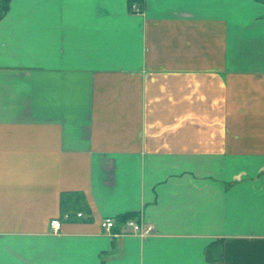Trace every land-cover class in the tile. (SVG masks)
I'll return each mask as SVG.
<instances>
[{"label": "crops", "instance_id": "1", "mask_svg": "<svg viewBox=\"0 0 264 264\" xmlns=\"http://www.w3.org/2000/svg\"><path fill=\"white\" fill-rule=\"evenodd\" d=\"M0 264H264V1L10 0Z\"/></svg>", "mask_w": 264, "mask_h": 264}, {"label": "built area", "instance_id": "2", "mask_svg": "<svg viewBox=\"0 0 264 264\" xmlns=\"http://www.w3.org/2000/svg\"><path fill=\"white\" fill-rule=\"evenodd\" d=\"M131 8L133 10H140L137 3H132ZM82 212L78 213V216H81ZM116 220L112 217H106L101 221V225L105 231L111 232L112 228L115 226ZM123 224L125 226H129L132 228L133 232L141 234V235H148L154 232V227L150 222L141 221L135 217H129L123 220ZM51 229L53 231H59L61 227V221L58 218L52 219L50 222Z\"/></svg>", "mask_w": 264, "mask_h": 264}, {"label": "trees", "instance_id": "3", "mask_svg": "<svg viewBox=\"0 0 264 264\" xmlns=\"http://www.w3.org/2000/svg\"><path fill=\"white\" fill-rule=\"evenodd\" d=\"M264 1V0H262ZM10 0H0V18L7 12L9 8ZM137 218V214L134 212L125 213L121 216L122 221L129 218ZM224 239H218L214 243H211L207 248V258L211 261L221 262L223 260V242Z\"/></svg>", "mask_w": 264, "mask_h": 264}]
</instances>
